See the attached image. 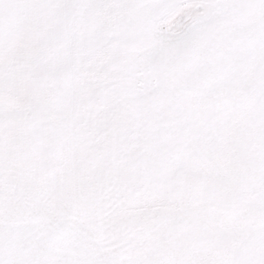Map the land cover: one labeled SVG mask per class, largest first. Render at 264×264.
Masks as SVG:
<instances>
[{"label": "snow or ice", "instance_id": "obj_1", "mask_svg": "<svg viewBox=\"0 0 264 264\" xmlns=\"http://www.w3.org/2000/svg\"><path fill=\"white\" fill-rule=\"evenodd\" d=\"M0 264H264V0H0Z\"/></svg>", "mask_w": 264, "mask_h": 264}]
</instances>
